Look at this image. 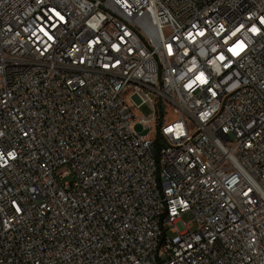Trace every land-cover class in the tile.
Segmentation results:
<instances>
[{
    "label": "built area",
    "instance_id": "obj_1",
    "mask_svg": "<svg viewBox=\"0 0 264 264\" xmlns=\"http://www.w3.org/2000/svg\"><path fill=\"white\" fill-rule=\"evenodd\" d=\"M0 264H264V0H0Z\"/></svg>",
    "mask_w": 264,
    "mask_h": 264
},
{
    "label": "rangeland",
    "instance_id": "obj_2",
    "mask_svg": "<svg viewBox=\"0 0 264 264\" xmlns=\"http://www.w3.org/2000/svg\"><path fill=\"white\" fill-rule=\"evenodd\" d=\"M150 112L151 111H149L146 106H143V107H141L140 109L137 110V114H139V115H149ZM170 114H169V116H170ZM137 130L139 132H144L141 126H137ZM182 219L185 222L191 221L193 219V215H192V213L187 212V213H185V214L182 215ZM193 226H194V228H197L198 223L195 222V221H193Z\"/></svg>",
    "mask_w": 264,
    "mask_h": 264
}]
</instances>
